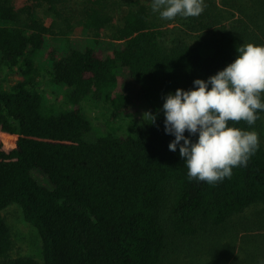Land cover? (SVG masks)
I'll return each instance as SVG.
<instances>
[{"label": "trees", "instance_id": "obj_1", "mask_svg": "<svg viewBox=\"0 0 264 264\" xmlns=\"http://www.w3.org/2000/svg\"><path fill=\"white\" fill-rule=\"evenodd\" d=\"M69 1L0 0V264H262L264 112L230 121L260 147L209 184L169 150L162 105L241 44L264 45V0H204L199 15L172 20L151 0H88L69 25L87 34L76 43L55 37L69 33L57 28ZM125 69L135 92L119 90ZM137 106L154 122L119 134L114 120ZM12 203L37 229L40 258L11 256Z\"/></svg>", "mask_w": 264, "mask_h": 264}, {"label": "clouds", "instance_id": "obj_2", "mask_svg": "<svg viewBox=\"0 0 264 264\" xmlns=\"http://www.w3.org/2000/svg\"><path fill=\"white\" fill-rule=\"evenodd\" d=\"M203 10L204 0H151V11L164 20ZM236 51V58L215 74L164 96V131L174 136L168 148L178 149L189 180L213 184L230 178L233 168L246 166L260 147L255 130L230 121L253 125L264 112V45L243 43Z\"/></svg>", "mask_w": 264, "mask_h": 264}, {"label": "rangeland", "instance_id": "obj_3", "mask_svg": "<svg viewBox=\"0 0 264 264\" xmlns=\"http://www.w3.org/2000/svg\"><path fill=\"white\" fill-rule=\"evenodd\" d=\"M87 1L88 0L69 1V6H67L68 9L64 11L63 17L57 20V28L63 29L64 31L69 33L56 35L55 37L57 40H63L66 36H69L71 41L74 43L79 40L82 42V40L86 39L87 34L83 32V30H81L79 26L75 29L71 28V26L75 25L80 20V17L82 16V8L85 4H87ZM117 9V14L119 15L120 13H122L125 7L118 6ZM45 19L48 23L54 21L52 16L48 15H45ZM69 25L71 26L69 27ZM55 42L56 41L52 39V43L55 44ZM107 51L108 49L106 48L102 49V52L104 54H106ZM15 77L16 76L14 75H10V83L16 81ZM137 87L138 85L131 79L128 74V70L125 69L121 77L119 90L123 92H135L137 90ZM138 107L140 106H137L134 109L131 108V110L128 113L124 114L123 117L119 118L117 121L114 120L113 125H116V127L119 126L122 121H125V123L123 124L124 126H122L121 128V131H118L119 134H131L134 131L136 123H143L152 117V115H147L146 113H144L143 110L137 112L136 108ZM95 113L98 112L95 111ZM96 115H98L97 117L99 118H95V124L101 125V127H103L105 123L101 121V114ZM1 136L2 132L0 131V137ZM4 215L12 228L13 237L15 240V247L11 252V256L15 257L21 255H35L36 257L40 258L41 243L39 233L31 223L25 220L21 207L17 203H12L4 210ZM220 264H229V262Z\"/></svg>", "mask_w": 264, "mask_h": 264}]
</instances>
